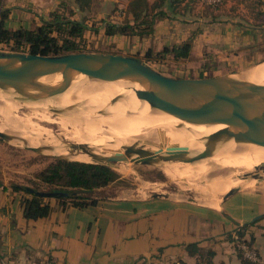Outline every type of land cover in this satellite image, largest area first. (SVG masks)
<instances>
[{
	"label": "crops",
	"instance_id": "0c3cea01",
	"mask_svg": "<svg viewBox=\"0 0 264 264\" xmlns=\"http://www.w3.org/2000/svg\"><path fill=\"white\" fill-rule=\"evenodd\" d=\"M64 1L71 0H0V11L7 13L4 26L32 29ZM126 4H111V22L123 21ZM174 26L169 19L158 20L145 37L108 35L100 28L87 31L85 42L105 48L96 51L137 55L185 41L188 29ZM26 196L0 181V259L7 257L12 264H206L209 250L214 253L211 264H264V188L239 189L208 207L165 194L137 196L130 188L109 184L95 189L96 203L83 208L47 197L50 211L38 219L23 216ZM242 226L258 262L242 261L227 237ZM191 243L198 252L189 253Z\"/></svg>",
	"mask_w": 264,
	"mask_h": 264
},
{
	"label": "bare ground",
	"instance_id": "6f19581e",
	"mask_svg": "<svg viewBox=\"0 0 264 264\" xmlns=\"http://www.w3.org/2000/svg\"><path fill=\"white\" fill-rule=\"evenodd\" d=\"M234 77L264 85V64L258 66L251 73L237 74ZM62 80L63 76L60 73H53L45 77L42 83L51 87ZM138 88H140L138 85L129 81L91 80L79 76L65 91L39 101H27L0 89V133L8 137V141L13 144L36 147L47 155L92 162L118 151L134 149L137 147V143H140L144 149L145 147L150 148L151 151L158 150V147L165 151L166 147L178 149L185 146L190 155L196 154L204 148L207 135L224 127V124H191L161 112L136 97ZM41 108L47 114L41 116L39 121H43L48 127H54L55 132L46 127L42 129L40 123L29 125L28 122L22 121L15 115L18 111L35 112ZM38 127L42 130H35ZM71 130L75 132L74 135L68 132ZM175 130L178 131L170 136ZM118 139L122 145L112 144ZM83 141H85V145L81 146L80 143ZM72 144H77L79 147L71 153L69 146ZM101 144H105L106 148ZM88 152L92 155L104 156H89L91 154ZM160 153L159 155H162ZM213 155L208 159L212 158L216 164L250 171L253 167L264 163V145L256 141L238 144L229 140L219 142ZM158 163L165 165L174 162L160 160ZM114 167L116 170L124 171L120 164H115ZM163 171L168 177L176 180L186 177L189 167L180 168L179 166L165 165ZM181 182L179 181V183ZM249 183L247 179L217 178L205 186L207 187L205 191L212 195L227 193L235 185L246 186ZM194 185L192 186L195 187L196 185ZM200 190L203 191V189ZM213 202L209 201L208 203ZM201 203L203 204V202Z\"/></svg>",
	"mask_w": 264,
	"mask_h": 264
},
{
	"label": "rangeland",
	"instance_id": "374dc122",
	"mask_svg": "<svg viewBox=\"0 0 264 264\" xmlns=\"http://www.w3.org/2000/svg\"><path fill=\"white\" fill-rule=\"evenodd\" d=\"M128 1L93 0L90 7L82 12V16L79 14L80 11H75L72 17H76L75 14L79 17L78 19L85 17L86 22L92 23L91 25L89 24L90 26L96 27V23L101 19H110L109 13L113 11L111 8L112 3L124 6ZM186 1L187 4L185 5ZM68 2L69 7H75L74 1ZM168 19L176 24L174 29H178L179 27L188 29L189 36L194 34L193 40L199 39V42L193 44L190 57L184 60L173 61L170 56H167L162 59L159 58L160 61H154L153 59L147 62L144 61L167 76L196 78L199 75L198 72L202 69L203 63L210 64V68L204 72V76L222 74L235 76L237 74L251 73L258 66L264 64V0H222L218 5H211L206 0H184V2L177 6L176 13H172L171 18ZM172 44L171 42L169 45ZM11 48V44L0 43V51H12L10 50ZM84 49L85 52H100L96 50L105 48H102L100 45L94 46L91 44L85 45ZM156 52L158 51L152 50L153 54ZM134 56H137L142 61L144 60V53H137ZM46 114V111H43L41 108V110L35 112H29L28 110L18 111L15 115L22 119V121L28 122L27 124L29 125L40 123L42 129L46 127L55 132L54 127H48L43 121H39L40 117L46 116ZM40 127L35 128V130H42ZM177 131L175 130L170 136H173ZM68 132L73 135L75 134L73 130ZM83 142L80 143L81 146L85 145V141ZM134 143L136 144L137 142ZM112 144L122 145L119 139L117 142H112ZM101 146L105 147V144H101ZM138 146H140V143H137ZM26 147L28 145L22 144L20 146L18 143L13 144L8 140L0 138V181L8 185L19 183L20 185L33 187L35 186L37 173L56 158L54 155H47L41 151H33ZM145 149H148V147H145ZM70 152L72 153L73 150L70 149ZM160 154L165 155L164 152ZM89 156L104 155L91 154ZM211 156L213 157L214 155ZM211 156L191 163L174 162L175 165L174 163L165 164L168 166H179L180 168L184 166L189 167L188 175L176 180L164 173L163 167L165 165L160 163L117 162L115 164L122 165L124 171L116 170L115 164L113 165L114 168H112L120 175V180L115 182L114 185L126 189L130 188L133 194L137 196L144 197L152 194H165L174 199L192 200L199 203L205 202V204H213L216 207L226 192L212 195L205 191L207 188L205 186H208L211 181L217 178L244 179L243 175L254 172L255 167L250 171H245L242 168L224 166L216 164L212 158L211 160L208 159ZM67 160L76 161L73 158H68ZM203 167L205 168L203 169ZM201 172L202 174L200 175ZM259 173L262 175L260 179L248 177L249 184L246 186L238 184L234 187L246 191L264 188V173L262 171H259ZM179 181H182V185ZM190 185L191 187H189ZM200 189H203V191ZM40 190L48 191V187L42 185ZM199 190L203 193H200ZM92 193L89 194L92 195ZM79 194L84 193L79 192ZM206 195H209V197ZM209 201H214L215 203H208Z\"/></svg>",
	"mask_w": 264,
	"mask_h": 264
},
{
	"label": "water",
	"instance_id": "95a60500",
	"mask_svg": "<svg viewBox=\"0 0 264 264\" xmlns=\"http://www.w3.org/2000/svg\"><path fill=\"white\" fill-rule=\"evenodd\" d=\"M53 73L63 80L54 86L42 83ZM101 80L129 81L138 88L136 97L151 107L191 124L224 127L205 137L204 148L191 154L185 146L173 149L160 147L156 151L141 146L118 151L107 157L86 163L104 164L112 168L117 162L154 164L160 160L194 162L215 153L219 142L233 140L244 144L259 142L264 145V85L243 81L231 74L196 78L171 77L156 70L134 55L109 52H70L58 55H41L14 51H0V89L27 101H39L65 91L78 77ZM0 138L9 140L0 133ZM79 147L72 144L69 149ZM40 151L36 147H26ZM164 152L165 155H159ZM66 159L65 157L55 156ZM77 161V160H76ZM83 162V161H80ZM264 165L243 175L260 179ZM26 191L43 197L67 196L62 190L42 191L25 186ZM238 188H231L223 199ZM159 195V194H156ZM258 216L254 218L256 220Z\"/></svg>",
	"mask_w": 264,
	"mask_h": 264
},
{
	"label": "trees",
	"instance_id": "16d2710c",
	"mask_svg": "<svg viewBox=\"0 0 264 264\" xmlns=\"http://www.w3.org/2000/svg\"><path fill=\"white\" fill-rule=\"evenodd\" d=\"M93 0H74L75 7L79 11L88 9ZM184 0H129L125 7V17L119 23L111 22L103 18L96 27L88 25L85 17L74 19L73 7L68 6V1L59 4L58 8L51 11L48 18L32 29L18 28L9 30L4 26L7 16L5 11H0V43L11 44L10 50L14 52L33 53L41 55H58L70 52H85V34L87 31L97 33L100 28L105 34H122L126 36L145 37L154 30L156 21L171 18L176 13V8ZM220 3V2H218ZM218 3L211 5H218ZM187 4V1L185 5ZM99 24V25H98ZM194 34L185 41L164 46L161 51L152 53L149 49L144 53V60L160 61L159 58L169 57L173 61L184 60L191 55L192 40ZM210 68V64L203 63L198 77H204V72ZM120 180V175L111 167L104 164L70 161L54 158L44 169L36 175L35 186L32 188L40 190L42 185L48 187V191L62 190L67 196H58L63 204L83 208L96 203V199L89 193L95 189L114 184ZM26 185L13 183L10 187L16 191H23L27 196L22 198L23 216L28 219L46 217L50 211L49 204L45 198L25 189ZM79 192L84 194H79ZM86 193V194H85ZM253 224V223H252ZM246 227H237L227 237L232 242L238 256L246 263H254L246 259L239 244L243 243L252 247L251 240L244 238ZM189 253L199 251L196 243L186 246ZM213 251L205 253L204 261L211 264Z\"/></svg>",
	"mask_w": 264,
	"mask_h": 264
},
{
	"label": "built area",
	"instance_id": "2783aa9c",
	"mask_svg": "<svg viewBox=\"0 0 264 264\" xmlns=\"http://www.w3.org/2000/svg\"><path fill=\"white\" fill-rule=\"evenodd\" d=\"M210 4H215L221 2L222 0H206ZM239 247L243 251V255L246 259L252 262H258L260 260L259 255L253 247H249L243 243L239 244ZM0 264H12L11 261L7 257H3L0 259Z\"/></svg>",
	"mask_w": 264,
	"mask_h": 264
}]
</instances>
